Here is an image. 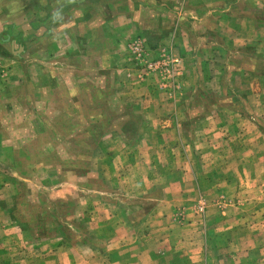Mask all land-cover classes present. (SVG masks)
<instances>
[{"label":"rangeland","instance_id":"rangeland-1","mask_svg":"<svg viewBox=\"0 0 264 264\" xmlns=\"http://www.w3.org/2000/svg\"><path fill=\"white\" fill-rule=\"evenodd\" d=\"M111 1L0 0V264H264L243 0Z\"/></svg>","mask_w":264,"mask_h":264},{"label":"crops","instance_id":"crops-1","mask_svg":"<svg viewBox=\"0 0 264 264\" xmlns=\"http://www.w3.org/2000/svg\"><path fill=\"white\" fill-rule=\"evenodd\" d=\"M116 1L119 6L115 11L117 13H122L129 19L133 20L135 16L133 15L134 12H132V7L120 6V3H123L119 0H112L111 2L113 4ZM125 1H127V3L129 4V0ZM134 3L136 2L134 1ZM143 3L145 4L146 0H144ZM210 4L212 6L214 5L213 3ZM232 6L233 5L226 6V26L229 25V23L231 25L232 20L239 21L238 34L240 35L239 37L241 39V42L238 45L230 46L228 43V39L223 38L224 34H222V30L225 29L224 26L221 28V30L216 26L215 29L208 32L207 35L213 37L214 34L216 37H219L221 42L219 43L220 45H216V47L219 50H222L223 53H226V50H228L230 51V53L237 55V57L233 55L230 58H224V69H226L227 67L235 69H251L257 72V69L259 67L264 66V0H243V2L238 6H235L234 8H232ZM190 7H192L191 9L194 13H196L192 15V17L197 18L196 21L205 19L207 14H209L210 12V8H208L209 10L207 9V12L201 11L202 14L197 13V11L200 9V2ZM216 17L218 16L216 15ZM195 23L198 24L199 22ZM198 30L192 32L190 35L195 40L202 36L200 34V30ZM215 41L216 39H214V41H210V44ZM196 44H199V41L196 42ZM15 224L16 226H20V223Z\"/></svg>","mask_w":264,"mask_h":264},{"label":"built area","instance_id":"built-area-1","mask_svg":"<svg viewBox=\"0 0 264 264\" xmlns=\"http://www.w3.org/2000/svg\"><path fill=\"white\" fill-rule=\"evenodd\" d=\"M173 62H177V59H173ZM158 63H159V62H156V63H154V64H150V67L153 66V65L156 66ZM166 69H168V68H166Z\"/></svg>","mask_w":264,"mask_h":264}]
</instances>
